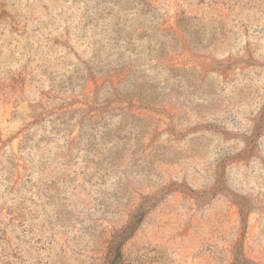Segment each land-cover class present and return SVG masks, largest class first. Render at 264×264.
<instances>
[{
  "label": "rangeland",
  "instance_id": "rangeland-1",
  "mask_svg": "<svg viewBox=\"0 0 264 264\" xmlns=\"http://www.w3.org/2000/svg\"><path fill=\"white\" fill-rule=\"evenodd\" d=\"M141 206L124 264H264V0H0V264Z\"/></svg>",
  "mask_w": 264,
  "mask_h": 264
},
{
  "label": "trees",
  "instance_id": "trees-1",
  "mask_svg": "<svg viewBox=\"0 0 264 264\" xmlns=\"http://www.w3.org/2000/svg\"><path fill=\"white\" fill-rule=\"evenodd\" d=\"M241 201H247L245 196H240ZM240 212L243 220H246L248 215V208L241 206ZM147 213L146 208L142 206L133 214L129 222L122 228L116 230L112 234V238L109 241L106 264H124V253L123 248L126 242L135 234L138 227L142 223ZM232 264H249L248 258L245 256L242 249L239 247L235 251V256Z\"/></svg>",
  "mask_w": 264,
  "mask_h": 264
}]
</instances>
